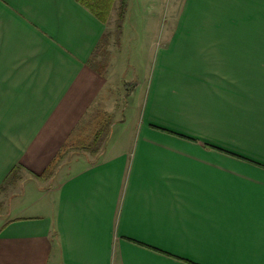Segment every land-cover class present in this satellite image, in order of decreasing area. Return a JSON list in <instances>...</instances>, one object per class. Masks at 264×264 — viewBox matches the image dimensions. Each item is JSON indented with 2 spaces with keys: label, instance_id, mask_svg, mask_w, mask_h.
<instances>
[{
  "label": "crops",
  "instance_id": "obj_1",
  "mask_svg": "<svg viewBox=\"0 0 264 264\" xmlns=\"http://www.w3.org/2000/svg\"><path fill=\"white\" fill-rule=\"evenodd\" d=\"M128 1L160 33L116 135L128 120L93 59L120 0L106 20L84 0H0V187L20 165L0 264H264V0ZM31 180L46 203L17 199Z\"/></svg>",
  "mask_w": 264,
  "mask_h": 264
},
{
  "label": "rangeland",
  "instance_id": "obj_2",
  "mask_svg": "<svg viewBox=\"0 0 264 264\" xmlns=\"http://www.w3.org/2000/svg\"><path fill=\"white\" fill-rule=\"evenodd\" d=\"M139 1V0H134ZM142 1V0H140ZM156 1L157 4H160L162 0H153ZM169 2V0H166ZM129 3V1H128ZM128 7V6H127ZM116 9L114 10V14L116 13ZM153 8L148 9L146 4L143 1L140 4V11L136 9L135 12H131L130 17L128 19V15L124 17L122 23V30H118L115 26V22L118 21V15L115 14V19L111 21L109 24V41L110 43L108 46L104 47L107 54H100L98 51L97 55H95L93 62L97 64V66L103 67L107 70L110 69V79L111 82L109 83V87L112 90L110 93L109 98V111L113 115L114 118L127 119L126 122H117L115 123L114 131L119 135L123 129H128L131 131L133 129L134 123L137 122L138 119V112L139 109L136 107L137 102L140 99V93H142L141 89L137 90L133 95H126L127 89L126 87H130L131 84L125 85L126 80L131 81L137 80L138 76H141L142 81H144V67L142 68L141 65L144 64L142 56L145 55L148 57L152 52H149L148 46V32L150 31V35L154 34V32L158 31L156 28V20L152 22L153 28L151 30L146 29V22L143 21V15L145 14V10L149 11ZM126 18V19H125ZM162 18V17H161ZM117 19V20H116ZM162 19H160V23H162ZM160 33V29L158 31V35ZM108 41H106L107 43ZM146 63V61H145ZM134 84V83H133ZM116 116V117H115ZM107 123H110L108 120L104 123L103 128L106 126ZM110 126V124H109ZM109 127L107 129V134L111 131ZM122 131V132H123ZM102 148V147H101ZM80 152V151H79ZM82 152V151H81ZM89 153V152H88ZM81 157V156H80ZM84 159V158H83ZM23 174V172H20ZM61 170L57 173V177L60 175ZM24 178V174L22 175ZM13 179H17V174L13 175ZM56 177V179H57ZM55 179V178H54ZM56 181V180H55ZM40 183L39 180H31L28 183V186L24 185L23 192L25 195L22 194L17 198L20 202H34L39 201V203H46L47 198L42 195V192H45V188H40L37 184ZM40 185V184H39ZM6 210L4 214L0 213V223L4 221V219L12 213V210L18 209L16 197H8L5 201ZM23 208V204H21Z\"/></svg>",
  "mask_w": 264,
  "mask_h": 264
},
{
  "label": "trees",
  "instance_id": "obj_3",
  "mask_svg": "<svg viewBox=\"0 0 264 264\" xmlns=\"http://www.w3.org/2000/svg\"><path fill=\"white\" fill-rule=\"evenodd\" d=\"M84 1H85V3H87V5L89 4L88 6L90 8H92V10L98 16H100L102 19H105L106 20L107 17L109 16L110 12H111V9L113 7V4H114V1L115 0H84ZM127 6H128V0H120L119 18H118V21H117V29L118 30H121L122 29V23H123V20H124L125 15H126ZM109 36H110L109 34H105V36L103 38L102 44H106V41H108ZM102 44H99V46L95 49V54L99 52L98 50H101ZM103 53L104 54H107L106 51H105V49H103ZM101 71H102L101 73H105V70H101ZM103 130L105 131V129H101L100 133H103L104 132ZM97 139L98 140L99 139L101 140V138L99 136H97ZM81 141L82 142L81 143L79 142V143H80V146H82V148L84 147V148H89L90 149L91 146H88V145H90V143L87 140H83L82 139ZM95 147H94V149H97L98 148L97 145ZM19 168H20V165H16V166H14L12 168V170L9 172L8 176L6 177L5 181L3 182V185L0 187V192L7 185V183L11 179L14 178L13 175H16L17 174ZM50 174H51L50 171H47L46 174H44V175L42 174V175L45 177V176H49Z\"/></svg>",
  "mask_w": 264,
  "mask_h": 264
},
{
  "label": "water",
  "instance_id": "obj_4",
  "mask_svg": "<svg viewBox=\"0 0 264 264\" xmlns=\"http://www.w3.org/2000/svg\"><path fill=\"white\" fill-rule=\"evenodd\" d=\"M129 83L130 82L126 81L125 85H129ZM126 89H127L128 94H129V93H131L134 90V85L132 86V84H131V86L130 87L127 86Z\"/></svg>",
  "mask_w": 264,
  "mask_h": 264
}]
</instances>
